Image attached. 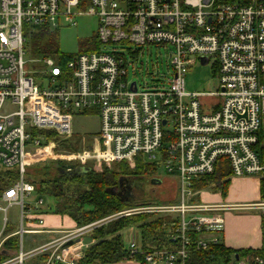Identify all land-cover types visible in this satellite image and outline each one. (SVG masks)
<instances>
[{"label": "built area", "instance_id": "obj_1", "mask_svg": "<svg viewBox=\"0 0 264 264\" xmlns=\"http://www.w3.org/2000/svg\"><path fill=\"white\" fill-rule=\"evenodd\" d=\"M84 15L98 18L100 46L165 48L173 66L169 86L130 80L128 57L136 59L137 50L100 49L64 62L59 55L32 56L34 32L76 25ZM198 62L213 63L217 92L186 91L185 75ZM92 113L100 119L99 134L88 147L84 139L71 160L131 163L142 156L176 179L180 203L133 202L98 222L60 231L30 252L23 249L28 231L22 226L18 253L0 264H24L36 255H46L45 264H79L95 242L85 241L92 230L140 215L178 220L167 229L178 247L145 251L132 241L128 262L140 264L143 256L147 264H192L189 247L222 243L229 209L194 202L203 192L194 189L195 181L224 167L222 161L231 177L264 178V0H0V167L18 174L1 194L3 212L18 206L25 218L32 208L26 199L36 187L27 165L53 144L40 132L70 138L74 118ZM43 205L38 198L34 209ZM8 238L0 233V255ZM231 264H264V253L236 256Z\"/></svg>", "mask_w": 264, "mask_h": 264}, {"label": "trees", "instance_id": "obj_2", "mask_svg": "<svg viewBox=\"0 0 264 264\" xmlns=\"http://www.w3.org/2000/svg\"><path fill=\"white\" fill-rule=\"evenodd\" d=\"M50 29L40 28L31 35L33 52L37 55L60 56L62 61H67L74 55L59 53L56 47L55 35ZM100 43L89 48L87 52L100 51ZM47 136V142L60 141V136L55 132H40ZM79 139L75 134L70 140H62L59 143L61 149L77 151ZM221 169L206 178L195 181L194 189L220 191L225 198L231 184V172L227 161ZM47 164L43 166L27 165L29 170H34L33 175L27 173V179L36 187L39 198L48 196L53 199L51 214L71 219L76 227L86 226L131 206L117 193L120 190L121 181H144L159 174V166L148 163L142 156L133 162L121 163H90L86 167L91 170L85 174L62 173L65 164L56 167ZM76 166V165H75ZM77 167V166H76ZM98 168V169H97ZM18 174L15 169L6 170L0 167V195L15 183ZM261 198L264 201V178L260 185ZM160 202V201H156ZM48 214V213H47ZM174 221L171 217H154L150 215L132 216L121 220L107 222L92 230L87 236L95 242L86 250L85 257L79 264H117L129 259L128 248L124 243L123 231L130 227H136L141 232V244L145 251L163 249H176L177 243L167 236L169 224ZM4 248L10 251H19V238H10L5 242ZM192 264H231L236 256L263 254L264 251L234 250L226 247L223 243L213 245L207 250H197L195 246L189 247ZM11 256L0 255V260H6ZM46 256L41 261L45 263ZM140 264L144 262L143 256H138Z\"/></svg>", "mask_w": 264, "mask_h": 264}, {"label": "rangeland", "instance_id": "obj_3", "mask_svg": "<svg viewBox=\"0 0 264 264\" xmlns=\"http://www.w3.org/2000/svg\"><path fill=\"white\" fill-rule=\"evenodd\" d=\"M75 22L76 25H61V27H59L58 29H50V32L57 33L54 34L56 41V47L54 49H58L59 53L61 54L77 55L80 53H85L89 48L94 47L98 42L99 20L96 16L84 15L76 17ZM100 47L104 52L123 51L124 53H126L129 49L137 50L138 57L136 59L128 57V73L130 80L138 81L140 85H147L148 87H153L155 85L161 87L169 86L168 80L171 79L173 66L171 64V56L167 55L165 48H160L161 50L159 51L155 47H137L130 44ZM32 56L38 58V55L35 51L32 53ZM50 57L56 59L55 56ZM218 87L219 81L213 63L210 65H202L200 62H198V64H196L195 66L190 67L189 71L185 75V88L188 93H214L217 92ZM72 128L75 137L79 139V143L76 148L78 151L83 147L84 139L87 140L88 147L92 142L93 137L98 136L100 130V119L96 113L78 115L73 120ZM167 129H171V126H168ZM72 137H60V141L70 140ZM60 141H54L51 149H49L50 152L46 153L41 158V160L33 163V165L43 166L51 164L56 167L58 164H65V166L76 165L80 167L86 166V164H90H77L75 160H71V157L76 151L61 149L59 147ZM34 170L35 169H30L28 174L34 176ZM152 178L149 177L143 181L145 192L141 196L133 199V202L137 203L142 201H160L161 203H180L181 197L177 190L176 179L170 177L162 170L160 171L158 178L161 179V183H152ZM241 189L244 190V188ZM203 193L210 194L214 193V191L205 190L203 191ZM38 197L39 196L36 192L33 193L30 198L26 199V205L30 203L32 207H34L36 205ZM42 199L44 201V205L41 206L40 209L43 210V212L51 215L54 204L53 199L48 196H43ZM199 199V196L196 197L194 199V202H199ZM216 200L218 201V199ZM218 202L220 203V201ZM221 202H225V200ZM187 203H190V201H187ZM208 203L215 204V202ZM5 206L6 205L0 200V207ZM5 219H7V224L12 230L20 231L23 224L24 228H27V221L25 218H23L20 207L14 206L12 208H9L7 213L0 211V233L3 230V226L6 221ZM10 230L8 231V233L10 232ZM122 235L124 243L127 247L132 241H135L138 245L141 244V232L136 227L125 229ZM85 241L89 242L88 240ZM125 262L128 261H124L123 264H126ZM24 264H28V261L26 260Z\"/></svg>", "mask_w": 264, "mask_h": 264}, {"label": "crops", "instance_id": "obj_4", "mask_svg": "<svg viewBox=\"0 0 264 264\" xmlns=\"http://www.w3.org/2000/svg\"><path fill=\"white\" fill-rule=\"evenodd\" d=\"M230 180L231 184L225 198L220 191H214L210 194L202 192L199 202H215V204L226 205L229 208L223 212L224 230L221 234L222 243L226 247L234 250L264 251V201L260 193L261 178L256 176L230 177ZM241 188H244L245 191ZM223 200L225 202H221ZM28 205L32 207L30 203ZM0 211L2 210L0 209ZM27 211L25 217L27 228H24V224L23 228L28 232L22 236L25 252H30L51 240L57 239L60 236V231L76 227L71 219L53 214L49 215L40 208L34 209L32 207ZM40 221H42V224ZM10 229L8 224L5 229L3 226L1 231L3 237H9L7 240L18 237L21 240V236L16 235L19 230ZM85 239L91 240L88 236ZM3 253L13 257L18 252L4 248ZM42 256L46 255H36L28 258V264H45L41 261ZM125 263L131 264V262ZM132 264L135 263L132 262Z\"/></svg>", "mask_w": 264, "mask_h": 264}, {"label": "flooded vegetation", "instance_id": "obj_5", "mask_svg": "<svg viewBox=\"0 0 264 264\" xmlns=\"http://www.w3.org/2000/svg\"><path fill=\"white\" fill-rule=\"evenodd\" d=\"M145 192L144 183L142 181L124 180L117 191L122 197L133 200L141 196Z\"/></svg>", "mask_w": 264, "mask_h": 264}, {"label": "water", "instance_id": "obj_6", "mask_svg": "<svg viewBox=\"0 0 264 264\" xmlns=\"http://www.w3.org/2000/svg\"><path fill=\"white\" fill-rule=\"evenodd\" d=\"M166 122H164V124H165ZM66 169V170H65ZM65 169H61V172L62 173H64V172H66V173H69V174H85V173H87V172H89L91 169L90 168H88V167H84V166H82V167H75L74 165H68V166H66L65 167ZM122 181H121V185H122ZM152 183H157V184H159V183H161L159 180H157V181H152ZM118 195L120 196V197H122L119 193H118ZM122 199H124L126 202H133V200H130V199H126V198H124V197H122ZM237 258H238V256H237Z\"/></svg>", "mask_w": 264, "mask_h": 264}]
</instances>
